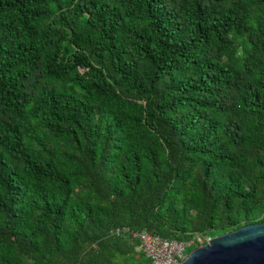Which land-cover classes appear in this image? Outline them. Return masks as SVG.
Here are the masks:
<instances>
[{
  "label": "trees",
  "instance_id": "obj_1",
  "mask_svg": "<svg viewBox=\"0 0 264 264\" xmlns=\"http://www.w3.org/2000/svg\"><path fill=\"white\" fill-rule=\"evenodd\" d=\"M263 220L264 0H0V264Z\"/></svg>",
  "mask_w": 264,
  "mask_h": 264
},
{
  "label": "water",
  "instance_id": "obj_2",
  "mask_svg": "<svg viewBox=\"0 0 264 264\" xmlns=\"http://www.w3.org/2000/svg\"><path fill=\"white\" fill-rule=\"evenodd\" d=\"M177 264H264V220L209 237Z\"/></svg>",
  "mask_w": 264,
  "mask_h": 264
},
{
  "label": "built area",
  "instance_id": "obj_3",
  "mask_svg": "<svg viewBox=\"0 0 264 264\" xmlns=\"http://www.w3.org/2000/svg\"><path fill=\"white\" fill-rule=\"evenodd\" d=\"M111 233L116 235L128 234L130 237L136 239V248L143 252L152 264H177L186 255V246L195 241L196 243H200L199 241H201L198 235L195 236V241L189 240L185 242L151 235L144 230H131L128 227L113 228L111 229Z\"/></svg>",
  "mask_w": 264,
  "mask_h": 264
},
{
  "label": "rangeland",
  "instance_id": "obj_4",
  "mask_svg": "<svg viewBox=\"0 0 264 264\" xmlns=\"http://www.w3.org/2000/svg\"><path fill=\"white\" fill-rule=\"evenodd\" d=\"M199 239L202 241L203 239H204V242H206V240H207V237H205V236H199ZM201 241H199L200 243H201ZM200 243H198V244H200ZM203 244V243H202Z\"/></svg>",
  "mask_w": 264,
  "mask_h": 264
}]
</instances>
